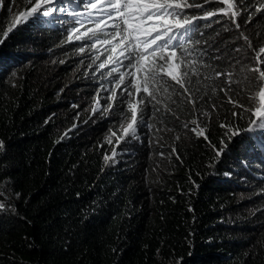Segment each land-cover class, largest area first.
<instances>
[{
  "label": "trees",
  "instance_id": "obj_1",
  "mask_svg": "<svg viewBox=\"0 0 264 264\" xmlns=\"http://www.w3.org/2000/svg\"><path fill=\"white\" fill-rule=\"evenodd\" d=\"M196 2L217 12L185 45L207 67L190 73V95L170 78L159 103L133 90V138L121 89L139 73L115 41L76 40L75 1H59L65 16L14 23L33 0H0V264H264V131H245L264 71V0H233L239 30L223 0Z\"/></svg>",
  "mask_w": 264,
  "mask_h": 264
},
{
  "label": "snow or ice",
  "instance_id": "obj_2",
  "mask_svg": "<svg viewBox=\"0 0 264 264\" xmlns=\"http://www.w3.org/2000/svg\"><path fill=\"white\" fill-rule=\"evenodd\" d=\"M52 0H33V6L28 11L21 12L17 16L14 23H19L21 17L27 19L33 14L38 13L39 16L48 17L54 12L67 13V10L61 5L58 8H44V5L51 3ZM210 2V0H205ZM241 5L244 0H240ZM223 4L226 7L218 9L225 17L229 18L234 27L239 30L240 24L236 22V17L240 15L239 10L233 3V0H223ZM86 10V19L95 25V28H90L82 35H76L75 39L80 40L82 36H86L89 40L95 42L109 44L115 41L111 48L113 54L119 49V57H123V60L128 61L126 65L129 69H134L135 73H139L140 83H136L134 80L130 81L127 86L121 89V94L128 93L129 100L127 107L131 112V122L128 123L127 128L124 130V135L131 133L133 138H137V106L131 102L133 96V90L135 93H139L141 90L146 94V97H150L152 101L157 100V94L163 93L169 95L167 87V79L170 78L175 84L179 85L184 93H189V88L186 84H191V74L196 77L201 76V68L207 67L198 57L192 56L191 52L185 47L186 44L193 43L192 33L198 32L200 27L204 25H198L195 23L197 19L208 18L215 16L217 12L208 10L196 0H192L191 3L188 0H83L82 5ZM190 8H202V15L190 14L186 9ZM75 16H85V13L73 12ZM251 22V14L245 20V23ZM77 24L82 25L83 20H77ZM212 23H218L213 21ZM207 26H210L207 25ZM12 28H8V32H11ZM79 29L73 28L71 32H78ZM8 32L4 33L7 36ZM90 33V35H89ZM200 35H203L200 33ZM245 41L248 42L251 47V41L247 36L240 33ZM103 37V38H102ZM73 39L72 35L68 36V40ZM195 44H199V41H195ZM83 50V49H81ZM177 50L180 51L178 56ZM238 51L239 49H235ZM260 52H264V48L260 49ZM127 53V55H126ZM119 57L109 56L108 59L113 63H122ZM191 57V59H189ZM175 58V60H174ZM219 59V57H217ZM259 64V60L257 59ZM183 70H181V66ZM104 64L101 63L99 68H104ZM258 72V80L261 84L258 86V99L259 104L251 112L253 119L248 122V127L245 131L252 133L257 131H264V71H261L259 67L254 69ZM115 71V69H112ZM125 73L118 77L119 82L115 84V87L120 89L124 84ZM231 76V73L215 72L218 77L220 75ZM205 79L210 77L205 76ZM199 83V80H197ZM230 83V82H229ZM152 91H149V89ZM198 90V89H196ZM116 93L113 91L111 97L115 99ZM146 97H141L140 103L142 104ZM229 102L232 103L231 97ZM239 107L244 108L243 105ZM250 111L249 109H244ZM233 116L237 113L233 112ZM143 122V121H141ZM193 123H196L193 121ZM146 127H150L145 123ZM224 127V125H221ZM187 127V125H185ZM194 132L196 129H192ZM203 129L197 132V135L203 134ZM233 135H238L239 132H233ZM205 139L207 136L205 135ZM3 146V142L0 141V147ZM216 154L219 156L222 154V149L216 150ZM115 153H113V156ZM109 158L105 157L107 161ZM3 205H0L2 208Z\"/></svg>",
  "mask_w": 264,
  "mask_h": 264
},
{
  "label": "rangeland",
  "instance_id": "obj_3",
  "mask_svg": "<svg viewBox=\"0 0 264 264\" xmlns=\"http://www.w3.org/2000/svg\"><path fill=\"white\" fill-rule=\"evenodd\" d=\"M59 1L60 0H52L51 3H49L47 5H44L43 7L44 8H58V7H60L62 5L66 10L69 8V7L65 6L64 4H62V3H59ZM71 1H75L77 3V5H78L77 8L73 9V12L85 13V16H75V15H73V17H72V20L71 21H73V23H74L73 28L79 29L78 32L73 33L74 38H75L76 35H82L84 32H86V23L89 22L86 19V12L88 10H86L83 6H81L83 0H71ZM54 15H56V16H65L67 14L66 13H62V12H54L51 16H54ZM77 20H83L84 23L82 25L77 24L76 23ZM83 37H85V36H82V38ZM128 123H130V122H128ZM128 123L126 124V126L128 125Z\"/></svg>",
  "mask_w": 264,
  "mask_h": 264
}]
</instances>
